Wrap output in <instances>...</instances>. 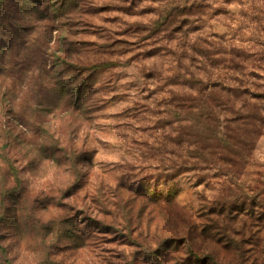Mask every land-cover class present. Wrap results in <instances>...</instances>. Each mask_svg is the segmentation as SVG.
Masks as SVG:
<instances>
[{"label": "rangeland", "instance_id": "obj_1", "mask_svg": "<svg viewBox=\"0 0 264 264\" xmlns=\"http://www.w3.org/2000/svg\"><path fill=\"white\" fill-rule=\"evenodd\" d=\"M202 1L0 0V264H264V0Z\"/></svg>", "mask_w": 264, "mask_h": 264}, {"label": "trees", "instance_id": "obj_2", "mask_svg": "<svg viewBox=\"0 0 264 264\" xmlns=\"http://www.w3.org/2000/svg\"><path fill=\"white\" fill-rule=\"evenodd\" d=\"M202 1V0H201ZM204 1L203 0L200 4H197V6H204ZM208 7V6H207ZM196 23H187L185 24V31L184 33L188 32H197L198 31V26H195ZM202 36V35H200ZM199 36V37H200ZM219 38L220 34L218 33H213L205 37L207 40L206 45L202 44H196L197 38L193 42V47L196 48L197 52V58L195 62H197L196 67L200 66H210L213 69L217 70L219 67H216V63H209L211 53L210 51L214 48L215 45H213L211 42H209L210 38ZM212 48V49H211ZM220 53V54H219ZM218 54L221 55V52ZM214 55V53L212 52ZM200 57V58H199ZM209 65H208V64ZM202 73L200 72L195 76L193 75V89H190V92H192L190 95H188V92L184 89L181 90L182 95H180L179 102L180 105L179 107L181 109H188L190 110L189 112H192L191 110L197 113L201 112V117L203 116H208L212 117L213 111L215 108H219L221 106V80L220 79H210V77L214 78L212 73L207 72L202 70ZM207 78H206V77ZM210 76V77H209ZM191 105L192 108L188 105ZM203 112V113H202ZM194 116L193 119H189L188 122L192 124V120L194 121ZM77 192V191H76ZM75 191L71 193V197H76L77 193ZM188 239H185V241L182 242L183 245H187V261L186 264H236L233 261H223L221 263V257L218 255L217 251H209L208 253L205 254V256H200L198 252L201 250V246H197L196 249L190 245L189 242H187ZM194 239L190 238L189 241L193 242ZM189 243V244H188Z\"/></svg>", "mask_w": 264, "mask_h": 264}]
</instances>
